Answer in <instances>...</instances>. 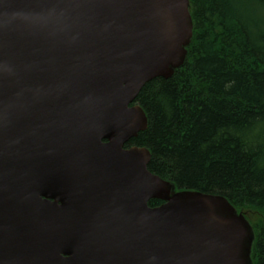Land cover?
Wrapping results in <instances>:
<instances>
[{"label":"water","instance_id":"1","mask_svg":"<svg viewBox=\"0 0 264 264\" xmlns=\"http://www.w3.org/2000/svg\"><path fill=\"white\" fill-rule=\"evenodd\" d=\"M193 33L190 0H0V264H252L225 196L125 147Z\"/></svg>","mask_w":264,"mask_h":264},{"label":"trees","instance_id":"2","mask_svg":"<svg viewBox=\"0 0 264 264\" xmlns=\"http://www.w3.org/2000/svg\"><path fill=\"white\" fill-rule=\"evenodd\" d=\"M190 2L186 62L143 87L148 127L129 144L148 148L149 169L177 189L223 195L245 212L254 264H264V0Z\"/></svg>","mask_w":264,"mask_h":264},{"label":"rangeland","instance_id":"3","mask_svg":"<svg viewBox=\"0 0 264 264\" xmlns=\"http://www.w3.org/2000/svg\"><path fill=\"white\" fill-rule=\"evenodd\" d=\"M260 8H262V6H260ZM261 14V17H262V13H260ZM263 18V17H262Z\"/></svg>","mask_w":264,"mask_h":264}]
</instances>
